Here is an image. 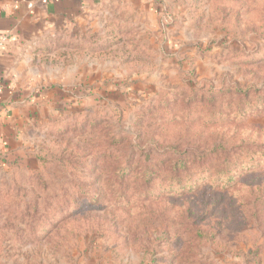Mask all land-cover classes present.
I'll return each mask as SVG.
<instances>
[{"label":"rangeland","instance_id":"rangeland-1","mask_svg":"<svg viewBox=\"0 0 264 264\" xmlns=\"http://www.w3.org/2000/svg\"><path fill=\"white\" fill-rule=\"evenodd\" d=\"M28 43L0 264H264V192L242 186L262 187L264 152L229 189L196 167L217 174L213 141L233 132L264 146V0H104ZM177 158L196 191L144 181Z\"/></svg>","mask_w":264,"mask_h":264},{"label":"crops","instance_id":"crops-1","mask_svg":"<svg viewBox=\"0 0 264 264\" xmlns=\"http://www.w3.org/2000/svg\"><path fill=\"white\" fill-rule=\"evenodd\" d=\"M102 1L0 0V36L7 37L0 45V156L21 141L30 114V98L13 77L19 69L21 46L42 32H53L74 21L87 6Z\"/></svg>","mask_w":264,"mask_h":264},{"label":"trees","instance_id":"trees-1","mask_svg":"<svg viewBox=\"0 0 264 264\" xmlns=\"http://www.w3.org/2000/svg\"><path fill=\"white\" fill-rule=\"evenodd\" d=\"M243 100H246V98H241L239 99L237 102L238 103H242ZM213 106H210L208 108V114L207 115H203V117H209L208 123L209 124H215V119H214V115H217L215 113V110H213ZM240 110V109H239ZM242 110V109H241ZM240 110V114L235 115L236 117H238L239 120H241L243 118V112H241ZM228 111L231 112V108H228ZM202 117V116H201ZM221 140H219L218 142H214L213 141V152L214 154L216 152H219L220 155L219 157L214 156V158H212V160L216 161L217 160V164L219 163L220 158H223V162H222V167L219 168L217 170V174L215 175H211L210 173V167L211 165L208 162H211V159H207L205 161V163L199 164L197 165V169H199L201 167V171L204 173V175H202V179L199 178L198 180H201L203 182V179H210L211 177H213L212 182L213 185H218L219 183L223 184V187L221 188H227L229 189L231 186L238 184V179H234L232 177L229 178H224L226 177V174H233L235 175L238 174L237 172H233V171H228V168L230 166H233L234 168H236L237 170H242L244 168H252V166L254 165V162L257 158H255L256 156L261 155L264 151V147L261 144H256L257 142H259V138H256L255 141H253L254 146H252L253 148H251L249 146V144H251V139L249 138L248 135H243V134H238L235 135V133L233 132L231 134V136H226L224 135V137H220ZM1 157V156H0ZM185 158L180 159L177 158L176 160H174V162L172 163V167H171V172H163L164 170H161L160 172H156L154 173V171H147L144 173L145 174V178L144 181L145 182H150L153 181L155 178H157L159 175L161 174H167V179L166 181L169 184H174L175 188L173 189L174 194L181 197L183 195H185L186 193H190V192H194L197 189H192L194 186H192L190 184L191 181L189 180H185L187 179L185 177V175H188V171L186 170V165H185ZM208 161V162H207ZM195 169V168H193ZM253 173L254 170H250L248 171V169H245L244 173ZM136 175V174H135ZM247 175V174H246ZM250 180L248 181H242V186L245 187L247 189V191L250 189H252V187H257L258 191L260 192H264V182H259L260 185H262V187H258V184H256V181H253L251 178L249 177Z\"/></svg>","mask_w":264,"mask_h":264},{"label":"built area","instance_id":"built-area-1","mask_svg":"<svg viewBox=\"0 0 264 264\" xmlns=\"http://www.w3.org/2000/svg\"><path fill=\"white\" fill-rule=\"evenodd\" d=\"M6 36L5 35H2L0 36V45H2L4 43V41L6 40Z\"/></svg>","mask_w":264,"mask_h":264}]
</instances>
